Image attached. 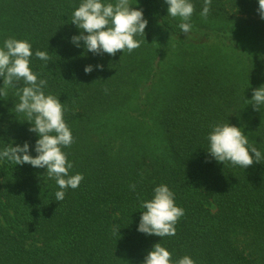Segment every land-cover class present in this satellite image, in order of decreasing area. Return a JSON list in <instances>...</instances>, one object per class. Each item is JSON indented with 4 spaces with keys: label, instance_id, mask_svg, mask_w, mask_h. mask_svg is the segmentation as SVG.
<instances>
[{
    "label": "trees",
    "instance_id": "obj_1",
    "mask_svg": "<svg viewBox=\"0 0 264 264\" xmlns=\"http://www.w3.org/2000/svg\"><path fill=\"white\" fill-rule=\"evenodd\" d=\"M190 2L185 34L165 0H130L145 36L111 56L72 43L82 0H0V48L10 37L32 45L30 68L59 97L74 139L62 147L69 175L84 176L57 201L46 168L0 159V264H143L156 243L172 261L264 264V159L244 169L207 151L213 126L229 123L264 157V106L246 103L264 85V19L258 0H212L207 18L204 0ZM15 92L0 96V151L27 142L36 156L39 136L15 111ZM161 184L184 210L163 238L137 230Z\"/></svg>",
    "mask_w": 264,
    "mask_h": 264
},
{
    "label": "clouds",
    "instance_id": "obj_2",
    "mask_svg": "<svg viewBox=\"0 0 264 264\" xmlns=\"http://www.w3.org/2000/svg\"><path fill=\"white\" fill-rule=\"evenodd\" d=\"M168 5V16L179 17L181 32L191 31L190 23L194 13V5L190 0H165ZM212 0H204L201 16L207 18ZM258 12L264 19V0H258ZM73 24L80 29V35L73 36L72 43L83 46L88 52L102 55L107 53L115 56L117 52L130 53L140 47L141 42L134 39L137 34L145 36L148 21L144 18L143 9L134 8L130 0H116V3H102V0H82V3L72 14ZM85 33H87L85 35ZM32 45L27 40L8 38L0 48V77H3V87L0 96H7L8 89H16L19 103L15 111L24 113L31 124L29 131L37 133L39 139L35 143L36 156L29 152V144L22 146L8 144L0 151V159H7L14 165L29 164L35 168H46L49 177H54L60 191L55 193L57 201H63L68 188L76 189L84 179L83 174L69 175L73 164L68 161L62 147H68L73 142L72 133L64 121V107L59 97L45 94L47 80L38 79V75L30 68ZM35 56L48 61V52H35ZM102 69V65H97ZM86 74L93 71V66L84 68ZM23 82L22 87L16 85ZM251 103L254 110L264 106V85L253 90ZM210 155L219 163L225 161L233 165L247 168L254 163H260L264 157L253 143L249 142L242 130L229 123L215 124L208 135ZM135 189V185L130 186ZM144 209L137 230L146 235L160 238L174 236L175 225L184 210L175 204V194L170 188L161 184L154 189L151 200L143 201ZM119 232V228L116 229ZM172 254L160 243H156L144 258L143 264H195L190 256H184L178 261H172Z\"/></svg>",
    "mask_w": 264,
    "mask_h": 264
}]
</instances>
